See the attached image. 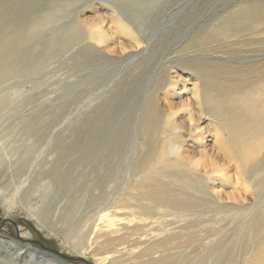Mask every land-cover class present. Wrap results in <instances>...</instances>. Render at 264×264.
<instances>
[{
	"label": "rangeland",
	"instance_id": "374dc122",
	"mask_svg": "<svg viewBox=\"0 0 264 264\" xmlns=\"http://www.w3.org/2000/svg\"><path fill=\"white\" fill-rule=\"evenodd\" d=\"M19 2L32 24L43 16L55 22L33 35L31 73L0 85V98L11 99L0 109V225L11 220L24 240L89 264H182L184 256L198 257L201 264L200 256H209L214 243L232 242L231 218L255 207L256 200L237 163L217 158L223 130L214 117L201 121L204 146L189 140L185 149L191 152L183 154L203 162L205 170L198 173L203 184L196 189L178 177H160L174 203L188 206L183 212L143 199L123 154L140 143V119L160 75L162 105L167 101L193 115L196 96L206 92L202 69L224 71L225 103L248 97L249 86L236 85V73L248 69L250 60H263L264 53L254 58L249 49L259 44H247L249 36L241 32L262 30L249 19L264 0ZM259 14L264 17V11ZM130 104L131 144L120 150L114 140L125 129ZM262 205V235L239 264H264ZM16 235L12 224L0 229V264H83Z\"/></svg>",
	"mask_w": 264,
	"mask_h": 264
},
{
	"label": "bare ground",
	"instance_id": "6f19581e",
	"mask_svg": "<svg viewBox=\"0 0 264 264\" xmlns=\"http://www.w3.org/2000/svg\"><path fill=\"white\" fill-rule=\"evenodd\" d=\"M261 10L264 11V6L256 7L253 13L251 12L249 19L252 24L256 22L258 26H263L262 30L259 31L261 33L256 35L259 32L255 31L253 27L242 29L241 32L249 36L245 41L247 44H259L258 47L249 49L254 58L264 53V17H259ZM30 15L28 8L19 0H1L0 2V85L12 81L18 75L28 76L31 73L32 65L36 63L30 56V47L35 38L33 35L37 31L48 30L55 22L53 17L43 16L39 21L32 24ZM69 39L71 40V38ZM57 43L62 44L63 42L60 39ZM263 60H250L247 63L248 69L245 67L236 73L240 75L239 83L236 85L245 84L249 86V90L245 92L248 97L238 95L237 98L230 99L228 103L222 100L226 94L224 71L221 74L217 71L219 68L202 69L201 73L206 80L203 81V88L206 92L196 96L198 113L195 115L190 111L179 110L178 107L174 108L167 101L165 107L162 105L166 98L161 99L157 95L158 91L164 87L165 81L160 75V79H157L153 86V91L149 95L140 119L138 128L140 143H138L135 151L133 149L132 153L130 147H127L123 154L126 155L127 153L124 165L127 171L131 177L139 178L137 187L142 193L143 199H148L162 208L173 205L172 208L175 212H183L188 206L184 207L174 203L166 193L169 187L161 182L160 177L175 176L178 177L175 180H180L181 184L187 186L195 184L196 189H198L197 183L203 184L198 173L203 168L205 170V167L203 162L199 160L191 162L192 158L183 156L184 153L191 152L189 149H185V146L189 140L194 141L197 147L204 146V133L199 130V127L201 121H207L205 116L214 117L218 124L222 125L223 136L219 137L215 144L217 158L229 159L237 163L240 176L247 179L253 188L256 206L233 215L230 220V224L233 225L232 242L214 243L216 248L209 253V256H200L202 258L200 259L201 264H239L240 258L248 253L253 241L262 235L261 207L264 203ZM22 67L24 71L21 70ZM217 77L220 79L219 83L216 81ZM172 85H176V82ZM240 97L244 99L241 100ZM10 101V97L3 95L0 98V109L10 104ZM168 105H170L169 108ZM188 106L189 103L184 104V108ZM175 109L176 111H174ZM134 110L132 104L127 107L125 129L114 140V147L120 150L131 144ZM225 115L230 116V118L227 119ZM187 116V120L178 121V119L182 120ZM226 144L228 146L225 147ZM111 159L112 157L109 156L107 165L113 164ZM209 162L214 169L213 171L216 174H221L217 168V163L214 160ZM208 176L207 171L205 177ZM182 259H186L182 261V264H199L196 262L198 257L191 260L184 256ZM170 264H174L173 260Z\"/></svg>",
	"mask_w": 264,
	"mask_h": 264
},
{
	"label": "water",
	"instance_id": "95a60500",
	"mask_svg": "<svg viewBox=\"0 0 264 264\" xmlns=\"http://www.w3.org/2000/svg\"><path fill=\"white\" fill-rule=\"evenodd\" d=\"M7 224H12L14 227H15V230L17 232V239L19 240H22V241H26L28 243H31V244H35L37 246H39L42 250H44L45 252L53 255V256H57V257H60V258H63L64 260H68V261H71V262H80V263H83V264H89V262L87 260H85L84 258L82 257H73V256H68V255H65V254H61L60 252L58 251H55V250H50L48 248H46L41 242L39 241H34V240H24L22 237H21V234H20V230H19V227L17 225V223L11 221V220H3L1 222V225H0V229H3Z\"/></svg>",
	"mask_w": 264,
	"mask_h": 264
}]
</instances>
